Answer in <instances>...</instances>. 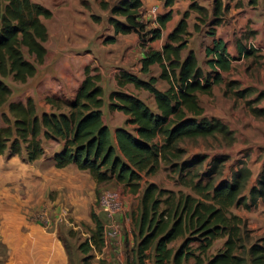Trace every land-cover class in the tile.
I'll return each mask as SVG.
<instances>
[{
	"label": "trees",
	"instance_id": "1",
	"mask_svg": "<svg viewBox=\"0 0 264 264\" xmlns=\"http://www.w3.org/2000/svg\"><path fill=\"white\" fill-rule=\"evenodd\" d=\"M174 1L165 0V5H173ZM143 2L119 0L110 7L107 1H101V7L110 11L108 21L114 32L104 43L115 42L119 34L139 35L141 45L146 48L141 74L121 70L117 83L120 87L131 83L146 90L153 96L155 108L124 90L112 91L107 102L100 73L96 72L97 68L86 66L82 83L66 101L68 110H61L58 99L47 97L53 109L40 113L32 97L10 101L13 90L5 79L11 76L16 82L26 83L38 73V66L46 59L49 38L44 19L51 18L53 11L34 0H0V108L7 105V111L2 113L5 124L0 126V155L6 152L15 155L25 150L27 160L35 161L45 154L43 138L52 139L62 144L61 150L54 154L56 167L73 164L87 170L98 184L115 180L132 193L140 192V210L134 219L137 232L127 264H146L149 258L154 264H264V244L254 243L242 252L245 222L243 217L231 212L233 206H250L243 191L252 170L243 165L233 170L229 179L217 184L208 179L203 183V179L196 180L191 175L190 169L201 164L204 156L178 162L185 152L180 147L183 140L231 134L224 122L204 116L205 110L199 101L200 93L211 94L213 85L222 81L218 71L232 68L233 58L226 42L214 38L213 45L206 48L212 72L207 73L199 64L193 49L182 57L192 36L188 24L190 12L199 14L195 31H200V22L206 24L211 19L207 32L216 37L217 26L223 23L230 4L214 0L211 14L197 0H191L189 9L169 35V41L162 50H156L148 44L161 38L172 14L159 16V26L148 29L140 20ZM259 2L249 0V5L257 6ZM236 5H242V1L238 0ZM93 17L99 20L98 16ZM256 52L253 46L246 48L238 42L241 56L249 57ZM153 64L161 67L159 78L167 81V89L157 86L158 77L151 74ZM237 95L243 96L244 92ZM105 106L110 111L125 113L126 126L134 128H118L114 138L104 120ZM252 111L264 115L262 108H252ZM225 159L224 156L214 158L203 176L221 173ZM162 164L177 167L181 182L193 193L161 188L154 182L142 187L144 174H156ZM250 198L253 204L264 198V168L257 185L250 189ZM91 217L96 228L80 246L86 254L105 245L104 222L94 212ZM179 238L184 240L178 249L170 246ZM221 238H226L222 248L210 255L215 241ZM193 242L199 243L196 248H192ZM89 257L83 264H91Z\"/></svg>",
	"mask_w": 264,
	"mask_h": 264
},
{
	"label": "rangeland",
	"instance_id": "2",
	"mask_svg": "<svg viewBox=\"0 0 264 264\" xmlns=\"http://www.w3.org/2000/svg\"><path fill=\"white\" fill-rule=\"evenodd\" d=\"M34 1L49 4L57 10L56 15L44 20L47 28L51 30L47 45L52 52L58 47L63 50L74 49L77 46L73 45L77 44L81 46L90 43L89 47H93L98 45L99 41L106 45L108 43H104V39L114 35L110 33L113 29L108 21L110 11L101 7L102 0ZM104 1L112 7L119 0ZM207 1L206 4L211 10L213 0ZM159 2L164 4L165 0ZM62 6L70 7L68 13L72 12L73 15H63L59 9ZM178 7L180 11L184 8L179 4ZM249 10L251 14L248 15L246 11L237 14L231 9L225 14L224 24L217 27V32H223L228 39V49L231 57L233 56L232 68L229 71H218L222 81L213 85L211 94H199L200 104L205 110L204 116L221 120L228 126L231 134L227 137L218 133L185 139L180 142V147L184 148L185 152L182 159L178 160L181 163L196 155L204 156L201 164L190 169L191 175L196 176V180L203 179V183L208 179H212L216 184L220 180L229 179L233 170L243 165L252 170V176L243 191V196L247 198L250 206L242 204L231 208V212L243 217L245 222V249H242V252H246L254 243L264 244V198H259L255 204L250 198V189L257 185L264 168V115H256L252 111V108L264 109V0H260L256 8L250 7ZM93 15L98 16L99 20ZM190 15L189 22H195V13ZM119 18L123 19L120 16ZM158 18L157 16L155 21ZM193 25L190 26L192 36L188 48L196 47L200 57L199 64L207 73L212 72L204 48L206 43L211 41L207 32L211 27V19L206 24L200 22V31H195ZM238 42L246 48L255 43L256 47L251 46L256 48L257 52L249 57L241 56L237 51ZM44 68L40 67L42 70ZM49 68L50 66L45 71ZM156 69H152L151 73L158 74V65ZM5 81L13 90L10 101L23 100L26 95L34 93L33 99L40 113L50 107L47 97L58 99L61 110H68L66 101L73 97L74 92L71 93L70 90L76 89L77 85L70 75L64 82L56 80L58 91L50 96L44 87L38 89V92L31 90V80L20 83L10 76ZM159 81L165 86L168 84L163 79ZM67 83H70L71 87ZM161 84L157 83L162 87ZM127 89L134 91V86L133 89ZM240 91L244 92L243 96L237 95ZM137 94L155 108V101L149 92L140 89ZM52 109L53 107H50V111ZM4 111H7V105L0 108V126L5 124L2 118ZM125 123L123 126L127 127ZM43 146L45 154L35 161L27 160L25 150L20 154L6 152L0 155V264H83L88 256H91V264H127V256L133 248L137 232L134 219L140 210V192L132 193L115 180L98 184L87 170H81L73 164L58 168L54 154L61 150L62 144L43 138ZM218 156L226 158L221 165L222 172L209 177L203 176L212 166L213 159ZM178 170L177 167L162 164L156 174H144L142 187L154 182L161 188L193 193L181 182ZM107 190L118 191L123 200V210L114 220L100 208L101 197ZM92 212L104 222L105 245L101 250L94 249L86 254L80 246L90 239L96 228L91 217ZM113 224L120 229L119 240L111 237ZM19 231L23 235L33 233L34 239L26 240L23 244L34 242L35 247L40 245L43 254L38 255L39 259L35 260V256L29 252L25 251L23 255L18 252ZM183 240L179 238L170 246L178 249ZM225 240L226 238L216 240L209 254L213 255L222 248ZM198 244L193 242L191 246L196 248ZM146 264H154L153 259L149 258Z\"/></svg>",
	"mask_w": 264,
	"mask_h": 264
},
{
	"label": "crops",
	"instance_id": "3",
	"mask_svg": "<svg viewBox=\"0 0 264 264\" xmlns=\"http://www.w3.org/2000/svg\"><path fill=\"white\" fill-rule=\"evenodd\" d=\"M57 1V0H56ZM161 0H144L142 7L140 8V20L145 22L147 25V28H155L159 26V21H155L156 17L155 15L151 12V8L153 6L158 7V17L161 15H164L168 12H171V18L169 21H167L165 27L162 30V36L161 38L151 42L148 44L149 47H152L153 49L156 50H162L164 45L169 41V35L172 33L176 25L179 23V21L182 19L183 14L185 11L188 10L189 5L191 3V0H175L173 5L166 6L164 4H160ZM199 4L202 6H205L206 8L209 9L208 4H206L208 1L207 0H197ZM238 0H225L226 3L230 4V9H233L235 13H241L242 11H246V14H251L249 8L253 7L256 8L257 6H251L249 5V0H241L242 5L238 6L236 5ZM214 2V0H213ZM178 4L183 6L184 8L181 9L178 7ZM48 5L52 11H53V16L54 14L56 15L57 10H55V7ZM245 5V7H243ZM72 8V7H71ZM59 9H61L60 12H62L63 15H73L72 12L68 13V10L70 7H65L62 6ZM166 9V10H165ZM213 9V6H212ZM212 9L210 10L212 14ZM71 10V9H70ZM180 11V12H179ZM190 13H195V22L190 23L189 19L191 15L188 18V24H189V30L192 32L190 29V26L195 25V23L198 22L197 18L199 14L197 12L191 11ZM56 17V16H55ZM243 17V15H242ZM48 20V19H44ZM225 22V20H224ZM224 24V23H222ZM221 24V25H222ZM193 25V27H194ZM218 27V26H217ZM230 27V26H229ZM50 29L48 28L49 32V38L50 39ZM113 33V29H111V32ZM234 33V31H233ZM211 37V36H210ZM214 38H221L226 42L227 45V37L223 32H217L216 37H211V41L207 42L204 48L206 49L208 46H212L214 42ZM46 42V47H47V55L44 63L40 64L38 66V73L30 78L29 80L33 81V87L31 90H34L35 92H38V89L45 88L47 90L48 95L53 96L56 91V80L57 81H65L71 76V79H74L77 82V85L75 86L76 89L73 90L71 88V93L76 92L78 86H80V83L85 77V68L86 66H91L92 68H97L98 73L101 75V84L104 89V96L106 101H109V95L112 91L116 90H124L125 92L138 95L137 91L140 90V88L135 87L133 84L129 83L125 85L124 87H120L117 83V75L119 74V70H124L126 69L127 71L136 73V74H141V67H142V59L145 56L146 48H144L141 45V40L140 37L137 33H130V34H119L117 35V40L113 43H108V44H103L101 41H99L98 45H95L93 47H89L90 43L87 44H81V46H77L74 49L70 50H63V48H56L53 52L50 51V48L48 47ZM228 47V45H227ZM72 48V47H71ZM190 49H193L196 52L198 61L200 60V57L197 53V48L196 47H190L183 49L182 51V57L185 58L187 54L189 53ZM237 51H238V44H237ZM228 52L230 53L229 49ZM231 54V53H230ZM207 56V55H206ZM244 56V55H243ZM233 57V56H232ZM209 58V57H208ZM233 61V60H232ZM200 63V62H199ZM158 64H153L151 66V71L152 69H156V66ZM50 66V68L46 70V68ZM159 66V65H158ZM202 66V65H201ZM44 68V70L40 69ZM123 68V69H122ZM160 72H157L152 74L156 77H158L157 83L161 82L159 81V75L161 73V67ZM157 70V69H156ZM45 71V72H43ZM118 72V73H117ZM43 73V75L41 74ZM143 77H146L143 75ZM164 80V79H163ZM166 81V80H165ZM167 82V81H166ZM69 87L70 83H67ZM134 86V91H129L127 87H132L133 89ZM158 86V85H157ZM162 87L158 86L160 89L165 90L168 87L165 86L164 84H161ZM111 87V88H110ZM61 89V88H60ZM67 89V88H65ZM144 90V89H143ZM41 91V90H40ZM146 91V90H145ZM151 95V94H150ZM139 96V95H138ZM152 96V95H151ZM27 97H32L35 98V94L32 93L30 95H26L22 101H25ZM140 97V96H139ZM141 98V97H140ZM153 98V96H152ZM154 100V98H153ZM107 101V102H108ZM50 107L51 104H49ZM50 107H46V111H50ZM104 112V119L107 125L110 127L111 131L113 132L114 138H115V131L118 128H123V124L125 123L124 121L128 118V116L123 113L122 111H110L107 106L103 108ZM109 113V114H108ZM121 118V120H120ZM19 231L18 237L20 238L19 243H18V252L21 253V255L29 252V254L35 256V260L39 259L38 255L43 254V248L39 245V247H35V243L31 242L28 244H23L26 240L32 241L31 239H34L33 233L30 232L28 235H23V233ZM25 233V232H24ZM131 240H129L130 242ZM26 245V246H25ZM121 250V247L119 248Z\"/></svg>",
	"mask_w": 264,
	"mask_h": 264
},
{
	"label": "built area",
	"instance_id": "4",
	"mask_svg": "<svg viewBox=\"0 0 264 264\" xmlns=\"http://www.w3.org/2000/svg\"><path fill=\"white\" fill-rule=\"evenodd\" d=\"M151 12L157 18L159 14L158 7L153 6L151 8ZM249 45H253L254 47H256L255 43ZM100 208L109 218L114 220L116 216L119 215L123 210V200L120 193L116 190H107L106 192H104L100 200ZM110 233L111 237L115 240H119L121 238L120 229L115 226V224L111 225Z\"/></svg>",
	"mask_w": 264,
	"mask_h": 264
}]
</instances>
